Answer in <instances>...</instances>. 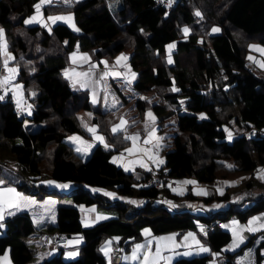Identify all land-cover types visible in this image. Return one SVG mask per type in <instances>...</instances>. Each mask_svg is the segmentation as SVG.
<instances>
[{
	"label": "trees",
	"instance_id": "16d2710c",
	"mask_svg": "<svg viewBox=\"0 0 264 264\" xmlns=\"http://www.w3.org/2000/svg\"><path fill=\"white\" fill-rule=\"evenodd\" d=\"M36 1L0 0V29L12 57L9 62L17 70L14 80L21 84L22 99L31 104L25 117L37 123L28 130L11 107L0 106V180L35 197L53 192L66 194L71 201L55 205L54 222L45 226L46 232L35 228L27 211L4 215L0 254L6 251L11 264H29L36 249L28 245L27 237L36 236L39 243H50L57 251L30 264H107L99 248L106 238L111 242L109 249L120 248L121 257L140 240L143 228L153 234L195 231L200 223L211 224L204 241L211 251L219 252L230 233L213 224L214 219L244 221L264 209V196L256 191L263 182L252 172L264 165V136H258V130L264 128V78L244 64L248 43L264 45V0H175L165 14L154 0H52L42 5V15L71 16L79 28L77 33L62 22L48 29L38 23L25 24ZM212 25L219 27L217 33H208ZM184 28L190 30L187 35ZM235 32L239 33L236 37ZM170 40L175 45L170 52L172 62L166 63L165 45ZM117 52L125 54L135 73L132 89L137 93L153 90L158 96L150 102L135 98L140 111L149 107L158 125L181 106L188 111L177 115L179 130L172 135L170 147L162 149L163 163L155 170L161 181L192 178L208 184L214 178H241L240 182L221 193L207 185V194L202 196L193 194L188 186L180 192L176 186L153 187L148 184L147 171L138 165L126 171L109 160L110 153L104 150L99 162L67 157L54 162L56 145L64 135L88 134L78 123L77 112L82 109L91 111L89 121L109 147L121 150L129 144L122 130L110 129L113 120L108 109L93 105L87 90L71 85L62 74L73 53L76 57L85 53L97 67L99 59L110 61ZM228 89L235 92L230 95ZM223 125L234 132L230 142ZM44 179L71 186L65 193L57 192ZM237 187L242 188L239 201L248 200L243 206L229 202L235 193L230 190ZM107 191L142 201L134 204L105 195ZM158 198L176 207L156 201ZM193 200L228 205L200 213L188 209L187 203ZM75 204L104 206L115 214L83 226ZM56 232L65 236L63 245L51 240ZM42 233L47 235L45 239L40 237ZM75 234L81 238L78 255L65 259L62 250L67 238ZM262 235L253 246L252 264L264 259V231ZM120 257L117 263H110L108 252V263L128 264ZM170 264H235V260L233 256L213 260L207 253L176 257Z\"/></svg>",
	"mask_w": 264,
	"mask_h": 264
},
{
	"label": "rangeland",
	"instance_id": "374dc122",
	"mask_svg": "<svg viewBox=\"0 0 264 264\" xmlns=\"http://www.w3.org/2000/svg\"><path fill=\"white\" fill-rule=\"evenodd\" d=\"M62 1H66V0H62ZM39 2H40V0H37L34 3L33 7L35 8V5ZM33 10L35 12V9H33ZM32 15H33V13H32ZM44 16H45V19H47L48 16H54V15H53V13H51V14L48 13V14H45ZM59 16H61V15H59ZM40 21H42V20H40ZM57 22L65 23L70 28V30H72L73 32H76V33L79 32V31L75 30V29H79V28L76 26L73 19L71 22H67V21H63V20H60ZM40 23H42V22H40ZM51 24H48V27L44 26V28L48 29ZM72 24L75 25V29L72 27ZM213 28L219 29V27L217 25H212V26H210L208 33L212 34V33L218 32V31L213 32L212 31ZM236 34H239V33L235 32L234 36ZM169 45H175V40H170L165 45L164 59H165L166 63H169L168 62L169 57L171 58L170 52H171L172 48L169 49L168 48ZM251 45H256V46H259V48H264V45H262L260 43H256V42L248 43L246 46L247 53L245 56L244 64L255 75H257L261 78H264V67H261L260 64L257 63V62H264V53L251 48L250 47ZM7 53L10 55V53L8 51H7ZM122 55L125 56L124 53L117 52L112 56V59L110 61H106L103 58L99 59L100 65L98 67H94L93 63L91 61H88V60L83 61L82 65H79L76 68H77L78 73H89V75L87 77H83V76L70 77L71 73H69V75L66 77L68 78L71 85L77 86L80 88H85L87 90L89 100L93 105L96 104L97 107H99L101 109H108L107 112H108L109 116L111 117V119L113 120V123L110 125V129H113L114 126L119 125L121 123V121L123 120L126 122V124H125L124 128L122 129V131H123L122 135H124L125 137L126 136L131 137V136H134L136 134H139L138 138L135 141L129 139L137 147V149H138L137 152H134V150L131 153L126 151V149L131 148V146H130L131 142H129L130 144H128L127 146H125V148H123L121 150H117V149L111 150V148L104 141L101 142L100 140H96L93 137L90 138L89 133L84 136V135L77 133V132H70V133H67L66 135H64V137H62L60 142L56 145L55 157H54L55 163L57 162V160L60 157H67V158L73 159L75 161L87 162V161L95 160V161L99 162L100 152L104 150V151H108L109 153H112V154H110V158H112L113 156H116L115 161L124 170H126V169L129 170V167L125 166V164L122 163V161L125 158H131L134 156H138L139 160H138V162H134L133 166L138 165V166H140V168H143L145 171H147L149 173L148 179L152 176V174L157 173L155 170L158 169L160 166L159 161L162 160V149L163 148L167 149L170 147L172 135L176 131L179 130L177 115H180L181 113H188V111L181 106L177 111H175L174 113H172L171 115L166 117L161 125H158V123H156L154 120H150L148 118L147 114L149 112L152 113L151 109L149 107H146L144 110L140 111L134 103L135 98H138V97L144 98L150 102L151 100L154 101V100L158 99V96H156V94L153 90H150L149 92H146V93H139V92L137 93L132 89L131 82L133 80V77H130L128 72L122 71L120 69L121 66L126 64V60H121V62L119 64L114 62V61H116L115 60L116 58L121 57ZM250 56L253 57L254 59H249ZM5 60L8 61L7 67H5V65H4ZM9 61H10V59L8 58V55H5L3 51H0V63H1V72H0L1 74L0 75H1L3 80H4V77L9 75L8 68H15L16 69V67L13 64H11ZM171 61H172V59H171ZM104 62H107V64H105ZM95 71H96L98 78L101 79L98 82H97L96 76H94ZM105 72H108L109 75L104 76L103 74ZM114 73H119L120 75L117 76V75H114ZM15 74H16V72L14 74H12V79L8 83H9V86L12 90L13 97L16 100L21 101L22 97H23L22 96V88H21L20 82L14 80ZM80 82H86L87 87H81ZM234 92H235L234 89H228L227 90V93L230 95L233 94ZM94 100H95V103L93 102ZM1 108H0V110H1ZM90 115H92L91 111L86 110V109H84V110L82 109V110H79L77 112L78 123H80V125L83 128L85 127V125H87V127L84 128V130L86 129V131L88 130V126H92V124L89 121ZM152 116H153V114H152ZM22 123H23L24 127H26V129H28V130L34 129L37 126V123L31 122L27 117L23 118ZM223 129L225 132L226 141L230 142L232 138L229 139L228 136H229V133H231V135L233 137V135H234L233 130L231 129V127L229 125H223ZM149 133H152V135L150 136ZM94 134L96 137L97 136L100 137V135L97 132H95ZM70 137H79L80 139L79 140H71V139H69ZM146 140L149 142L145 143ZM84 142H86V143H84ZM88 145H91V147H88ZM105 145H107V147ZM77 148H80L81 151L78 152ZM141 149H146L148 151L147 152L140 151ZM122 151H124V155H121ZM142 160H146V162H143ZM151 161H153V162H151ZM226 163H227V161H226ZM133 166H131V169L133 168ZM261 169H264V165L256 166L255 174L263 182V183H261L260 186H258L256 191L261 192L262 196H264V178H261V174H260ZM199 173L205 174L203 171H200ZM239 180H241V178L240 179H234V180L214 178L210 183L206 184L204 182H198L195 179L188 178L185 180V182L186 181H193L194 183L184 184V182H182L181 180H176L175 185L177 188L176 192L178 189H181L183 186H185V187L188 186L193 194H199V195L203 196L205 194H202L201 190H203V192L206 193L208 190L207 185L211 186L216 193H221L226 187H228V186L231 187L232 184L235 185L238 182H240ZM46 181H47V179L46 180L44 179V181H43V183L45 185H46ZM222 182L225 183V185H223ZM195 184L198 185L197 188H195ZM177 185H178V187H177ZM47 187H49V186H47ZM50 187L54 188V186H50ZM0 188H5V187H0ZM15 190H16V188H15ZM241 190H242L241 187H239V188L237 187L234 190H230V192H235V193L231 194L229 202H239L240 206H243L248 200L244 199V201L243 200L239 201L240 200L239 198H241V195H240ZM16 192L20 193L22 195V197L26 198L24 201H21V206L19 209H27L28 212L30 213L32 219L35 218L36 213L39 210L46 211V210L50 209V207H52L55 203L57 205L58 204L59 205H67L71 201L70 197L67 196L66 194H64V195L59 194L58 195L57 193L49 192V193H43L44 196H43V198H41V197H35L34 195L30 194L29 192H23L21 190H16ZM57 192H60V191H57ZM106 193H111V192L107 191ZM115 198L129 200L130 202H132V201L138 202V203H134V204H139L142 201V199H140V198H135V197L130 198V197H126V196L120 197L119 195H116ZM244 198H247V197H244ZM30 201H35V203H30ZM156 201H162V202H164V204L166 206L172 205L166 199L158 198V199H156ZM48 202H52V203H48ZM217 205H219V207H216ZM227 205H228V203L226 204V203H220V202H215V201H212L210 203H203L202 200H196V201L193 200V201H189L187 203L188 209L190 211H193V212H198L199 211L198 209H200V211H203V212L215 211L218 209H224L225 207H227ZM205 206H209V208H205ZM86 207L89 209H81L80 210V222L83 226H85L86 224L90 225V224H92V221H96V218L92 217L95 214H98V213L103 214L106 217L115 214V211L110 210L108 208H105L104 206L88 205ZM83 208H85V207H83ZM93 208L95 209V211H90ZM19 209L16 208L14 211L19 210ZM9 212H13V210H11ZM259 212H262V214H264V209L259 211ZM259 212H256V213L248 216L247 218H250ZM263 231L264 230L261 229L257 232L256 231L255 232H247V233H249L248 237H251L252 241L247 242L246 246H244L245 249H243V247L240 248V253L238 252L239 254L232 252L233 254H231V256H233V258L235 260V264H252L253 263V256H252L253 246L259 240H261V238L263 237V235H262ZM77 239H79V242H80L81 238H80L79 234H75V235H72L71 237L67 238V245L62 250L61 256L63 258L72 259L78 255V250L76 248L78 243H69L70 241H75ZM27 241H28L29 246L36 249L34 255L31 257L30 261L28 262L29 264L33 263V262H37L39 260L38 258L40 257V254L49 256V255H52V253H55L57 251V248L52 246L50 243H39L37 241L36 236L27 237ZM106 242H108V238H106L100 244L99 248L101 249L102 247H105ZM72 250L76 251L75 252L76 255H73V256L69 255L68 256V254H69L68 251L71 252ZM237 251H239V250H237ZM263 252H264V249H263ZM130 253H132L131 250H130ZM102 254L106 258L107 264H109L108 263V255H105L104 252H102ZM191 256H193V255H191ZM2 257L5 258V260L0 259L1 262H9L7 254H3L0 258H2ZM183 257H189V256H183ZM130 263L133 264V262H130ZM261 264H264V259L262 260Z\"/></svg>",
	"mask_w": 264,
	"mask_h": 264
},
{
	"label": "crops",
	"instance_id": "0c3cea01",
	"mask_svg": "<svg viewBox=\"0 0 264 264\" xmlns=\"http://www.w3.org/2000/svg\"><path fill=\"white\" fill-rule=\"evenodd\" d=\"M52 1V0H51ZM42 8V7H41ZM33 9H35V8H33ZM32 13H33V15H32ZM32 13L29 15V16H27V17H25V19L23 20V21H25L26 19H29V18H31L32 16H34V15H36V9H35V12H34V10L32 11ZM40 13H41V20L42 21H39V22H34V23H38V24H40V25H42V26H44V23H47V24H51V21H48L47 19H45V16L44 15H42V11H41V9H40ZM49 14H51V13H49ZM54 16H59V15H61V16H69L68 14H64V13H62V14H60V13H57V14H53ZM40 22H42V23H40ZM85 55V53H81L78 57H76V62L74 63L73 62V59L68 63V65L63 69V71H62V74L64 75V77H66L65 76V71L67 70V72L68 73H71V75H70V77H75V76H77V75H75V73H78L77 72V66H79V65H82V63H83V61L84 60H81L80 59V57H82V56H84ZM88 57V56H87ZM116 61H114L115 63H117V58L115 59ZM88 61H90L89 60V58H88ZM93 66H94V64H93ZM94 67H96V66H94ZM98 67V66H97ZM120 69L122 70V71H126V72H128L129 73V76L130 77H132V73H134L132 70H130L129 69V67H128V65H127V63L125 64V65H123V66H121L120 67ZM94 76H96V79H97V82L99 81V80H101L100 78H98V76H97V74H96V71L94 72ZM0 78L2 79V77H1V75H0ZM67 78V77H66ZM68 79V78H67ZM3 80V79H2ZM154 117V116H153ZM95 128V126L92 124V126H88V128ZM112 130V129H111ZM88 131V130H87ZM88 133H89V135H90V138L91 137H93V138H95L96 136H95V134L94 133H92V132H90V131H88ZM85 136V135H84ZM124 136V135H123ZM127 137V136H126ZM96 139V138H95ZM96 140H98V139H96ZM131 142V141H130ZM130 144V143H129ZM130 146H131V148H133L134 147V144L131 142V144H130ZM111 148V147H110ZM111 150H113L112 148H111ZM137 147L135 146V148H134V152H137ZM102 152V151H101ZM100 152V153H101ZM110 154H112V153H110ZM121 155H124V151H122V153H121ZM112 156V155H111ZM116 156H113L112 158H110V155H109V160H111V161H113L114 163H116V164H118L115 160H114V158H115ZM125 158V157H124ZM73 160V159H72ZM138 160H139V158H138V156H134V157H131V158H125L123 161H122V163H124L125 164V166H128L129 167V170L131 169V166H133V164H134V162H138ZM75 161V160H74ZM143 162H146V160H142ZM151 162H153V161H151ZM119 165V164H118ZM179 180H181L182 182H184V184H186L185 183V181H184V179H179ZM50 180H47L46 181V185L47 186H54V189H56L57 191H61V192H63V193H65L68 189H69V187L71 186L70 185V183L69 182H62V183H56V182H54V181H52V182H54V183H52V184H49V183H47V182H49ZM64 184H67V185H69V187L68 188H61V187H59V185H64ZM222 184L223 185H225V183H223L222 182ZM0 187H5V188H14L15 189V186L14 185H12V184H0ZM177 187H178V185H177ZM198 187V185L197 184H195V188H197ZM51 189H53L52 187H50ZM176 188V187H175ZM184 188H185V186H183L181 189H178L179 191H181V190H184ZM177 189V188H176ZM16 190H18V189H16ZM178 190H177V192H178ZM47 193H49V192H47ZM43 196H44V194L42 195V197L41 198H43ZM56 204V203H55ZM55 204L52 206V207H50V209H48V210H46V211H43V210H39L37 213H36V216H35V218L34 219H32V217H31V215H30V213L28 212V210L27 209H19V210H24V211H27L28 212V214L30 215V218H31V220H32V222H33V224H34V226H35V228H37L38 230H40V231H42V232H46V227L45 226H47V224H49V225H51L53 222H54V208H55ZM75 206L79 209V210H81V209H89V208H87L86 206H82V205H80V204H75ZM83 207H85V208H83ZM205 208H209V206H205ZM16 208L15 207H13V208H8L7 207V205H5V210H4V215H6V214H8L9 213V211H11V210H15ZM199 211L198 212H203V211H200V209H198ZM17 211V210H16ZM99 214V213H98ZM96 216H97V214H95L94 216H92L93 218H96ZM253 217H259L260 219L257 221V223L255 224V225H253L254 227H257L258 228V230L257 231H259V230H261V229H263L264 230V228H260L259 227V225L260 224H264V214H262V212H259V213H257L256 215H253L252 217H250V218H246L244 221H238L237 219H235V218H232V217H230L229 219H225L224 221H222V226H220V227H222L223 229H226V230H228V232L230 233V239H229V241L226 243V245H224L221 249H220V251L219 252H217V251H211L210 249H209V247H208V245L205 243V241H204V236L203 235H200L199 233H198V231L197 230H195V231H180V233L178 234V233H176V231H168V232H164V233H159V234H153V233H151L150 231H149V235H145V229H147V228H143L142 230H141V235H142V237L140 238V240H138V241H134L132 244H131V246H129L128 248H127V250L126 251H123L122 252V255H121V257H120V261L122 262V263H130V262H133V264H141V261L143 260V255H144V252L145 251H148L149 249L151 250V252H152V254H154L155 253V250H156V246H157V239L156 238H160V237H168V236H175V247H173L172 246V242H165V241H160V244H161V248H162V251H161V255L163 256V257H165V259H161V260H159L158 261V264H170V262L174 259V258H176V257H183V256H191V255H201V254H207V253H209V256H210V259H217V257H223V258H225V257H228V256H231V254H233V253H236V254H239L240 253V248H242L243 247V249H245V247L244 246H246V244H247V242L249 241V242H251L252 241V238L251 237H248V235H249V233H247V232H249V231H247V230H244L243 232H241L240 233V235H242L243 237H244V239H243V242L242 243H240L239 244V246L238 247H235V248H230V245H232V243H233V239H234V237H233V221H236V222H238V225L239 226H246V225H248V222H249V220H251ZM37 221H39V223L37 222ZM200 225V224H199ZM198 225V226H199ZM198 226H197V228H198ZM1 228L2 227H0V231H1ZM148 230V229H147ZM256 231V232H257ZM188 233H193L194 234V236H195V239L196 240H198L199 241V244H196V243H194L193 242V240H192V238H189L187 241H185V239H184V237L185 236H187V234ZM111 239H113L114 241L116 240V238L115 237H112ZM149 241H151V244H149ZM165 243H167V247H165L164 245H165ZM137 244H142V245H145L146 247L144 248V249H141L138 253H137V256H138V259H135V260H133V259H131V256H132V253H133V250L135 249V246L137 245ZM109 246L110 245H108V248H109ZM204 247V248H207L208 249V251L207 252H201V251H199V249H200V247ZM242 249V250H243ZM130 250L132 251V253H130ZM237 250H239V251H237ZM71 252H76V251H71ZM70 251H68V253H71ZM233 252V253H232ZM239 252V253H238ZM185 253H189V254H187V255H185ZM3 254H7V252L6 251H4L2 254H0V257L3 255ZM67 254V253H66ZM65 254V255H66ZM41 255H43V254H40V257L39 258H42L43 256H41ZM67 256V255H66ZM69 256V255H68ZM8 257V256H7ZM3 258V257H2ZM38 258V259H39ZM2 260H5V258H3ZM132 260V261H131ZM8 261H9V259H8ZM0 263H2V264H11V262L9 261V262H1L0 261Z\"/></svg>",
	"mask_w": 264,
	"mask_h": 264
},
{
	"label": "snow or ice",
	"instance_id": "6c2138e0",
	"mask_svg": "<svg viewBox=\"0 0 264 264\" xmlns=\"http://www.w3.org/2000/svg\"><path fill=\"white\" fill-rule=\"evenodd\" d=\"M45 3H51V0H40L39 3H37L35 5V9H36V15L32 16L31 18L29 19H26L24 21L25 24H32L34 22H39L41 20V13H40V9L42 7L43 4ZM171 3V0H169V4ZM197 16L200 15L199 12L196 13ZM47 20L48 21H51L52 24H55L57 21H60V20H63V21H67V22H71L72 21V17L71 16H48L47 17ZM44 26L45 27H48V24L47 23H44ZM72 27L75 29V25L72 24ZM76 31H79V29H75ZM189 29L188 28H184L183 29V32L185 35H187L189 33ZM213 32H217L219 31L218 28H213L212 30ZM174 45H169L168 48L171 49L173 48ZM251 48L257 50V51H260L262 53H264V48H259V46H256V45H251L250 46ZM0 51H3L5 55H8V58L11 59L12 57L7 53V43L6 41L4 40V30L3 29H0ZM81 60H84V61H87L88 60V57L87 55L85 54L84 56L80 57ZM127 57L125 56H121V57H118L117 58V64H119L121 62V60H126ZM249 59H254L253 57H249ZM73 62L75 63L76 62V54L73 53ZM169 63H171V58L169 57V60H168ZM7 63L8 61L5 60L4 61V65L5 67H7ZM105 64H107V62H104ZM260 64L261 67H264V62H257ZM17 70L15 68H8V72H9V75L4 77V80L2 83H7L9 82L11 79H12V74H14ZM91 71V70H90ZM69 73L67 72V70L65 71V76H68ZM75 75L77 76H83V77H87L89 75V73H75ZM104 76H107L109 75L108 72H105L103 74ZM114 75H120L119 73H114ZM132 77L134 78L135 77V73H132ZM80 86L81 87H87V83L86 82H80ZM175 91H178V89H174ZM0 99H3L2 96H0ZM95 103V100L93 101ZM148 118L150 120H154V117L152 116V113L149 112L148 114ZM126 122L125 121H121V123L119 125H116L113 127L112 131L113 132H118L120 130H122L125 126ZM85 127H87V125H85ZM88 131L92 132V133H95L96 132V129L93 127V128H88ZM149 135L151 136L152 133H149ZM139 134H136L134 136H131V137H125V139H131L133 141H135L137 138H138ZM96 139L100 140L101 142H103V137H95ZM229 139L232 138V135L231 133H229V136H228ZM69 139L71 140H79L80 138L79 137H70ZM149 141H145V143H148ZM86 143V142H84ZM107 147V145H105ZM88 147H91V145H88ZM135 148V144H134V147L133 148H130V149H126V151H128L129 153L133 152ZM77 151H81L80 148H77ZM140 151H145L147 152L148 150L146 149H141ZM151 158V157H150ZM116 158H114L115 160ZM159 163H163V161H159ZM229 167H232L231 165H229ZM127 170V169H126ZM260 174H261V178H264V169H261L260 170ZM4 181L3 180H0V184H3ZM49 184H52L54 182L52 181H49L47 182ZM185 183H194L193 181H186ZM59 187L61 188H68L69 185L67 184H64V185H59ZM202 194H207V193H204L203 190H201ZM105 195H108V196H115L114 193H105ZM26 198L22 197V195L20 193H17L16 190L14 188H0V221H2L4 219V210H5V205H7L8 208H17L19 209L20 206H21V201H24ZM30 203H35V201H30ZM48 203H52V202H48ZM132 203H138L136 201H132ZM170 203V202H169ZM26 206V205H25ZM172 207H176L175 205H171ZM216 207H219V205H217ZM90 211H95V209H91ZM13 213L9 212V215H11ZM108 217L104 216L103 214H97L96 216V220H103V219H107ZM260 218L259 217H253L251 220H249L248 222V225L246 226H239L238 225V222L236 221H233V243L232 245H230V248H235V247H238L240 243L243 242V239L244 237L242 235H240L241 232H243L244 230H247L249 232H255L258 230L257 227H254L253 225H255L257 223V221L259 220ZM39 223V221H37ZM96 221H92V223H95ZM3 225L0 224V227H2ZM87 226V224L85 225ZM260 228H264V224H260L259 225ZM145 235H149V230L145 229ZM189 238H192L193 242L196 243V244H199V241L195 239V236L193 233H188L187 236L184 237L185 241H187ZM157 239V246H156V250H155V253L152 254L151 250L149 249L148 251H145L144 252V255H143V260L141 261V264H158V261L161 260V259H165V257H163L161 255V251H162V248H161V244H160V241H165V242H172V246L175 247V236H168V237H160V238H156ZM69 243H79V239L75 240V241H70ZM110 241L109 242H106V246L105 247H102L100 249V251L104 252L105 255H108V252H109V248H108V245H110ZM149 244H151V241H149ZM165 247H167V243H165L164 245ZM146 246L145 245H142V244H137L135 246V249L133 250V253H132V256H131V259L135 260V259H138V256H137V253L141 250V249H144ZM199 251L201 252H207L208 249L207 248H204V247H200ZM189 253H185V255H187ZM68 255L70 256H73V255H76V253L74 252H71L69 253ZM0 259H3V258H0Z\"/></svg>",
	"mask_w": 264,
	"mask_h": 264
},
{
	"label": "built area",
	"instance_id": "2783aa9c",
	"mask_svg": "<svg viewBox=\"0 0 264 264\" xmlns=\"http://www.w3.org/2000/svg\"><path fill=\"white\" fill-rule=\"evenodd\" d=\"M175 0H171V3L169 4V0H154V3L163 9V14L167 13L168 10L174 5ZM3 80L0 78V96L3 97V99H0V106H9L11 107L12 111L16 115V117L23 119L30 111L31 104L25 100L22 99L21 101L16 100L12 95V90L9 86V83H2ZM263 135L264 136V128L258 130V136ZM252 172H256V167L252 169ZM148 184L153 187H167V188H174L176 185L175 179H168L166 181H161L159 176L157 174H152V176L147 180ZM213 224L217 226L222 225V221L219 219H214ZM211 227V224H200L198 226V233L200 235H205L208 231V229ZM176 233H180L179 230H176ZM46 234L42 233L41 238L45 239ZM51 240L56 245H63L66 242L65 236L62 233L56 232L51 235ZM120 248L119 247H113L109 250V261L110 263H117L119 261L120 257Z\"/></svg>",
	"mask_w": 264,
	"mask_h": 264
},
{
	"label": "clouds",
	"instance_id": "9594fccd",
	"mask_svg": "<svg viewBox=\"0 0 264 264\" xmlns=\"http://www.w3.org/2000/svg\"><path fill=\"white\" fill-rule=\"evenodd\" d=\"M201 224V223H200ZM222 226V225H221ZM220 227V226H219ZM197 230H198V228H197ZM204 236V235H203Z\"/></svg>",
	"mask_w": 264,
	"mask_h": 264
},
{
	"label": "water",
	"instance_id": "95a60500",
	"mask_svg": "<svg viewBox=\"0 0 264 264\" xmlns=\"http://www.w3.org/2000/svg\"><path fill=\"white\" fill-rule=\"evenodd\" d=\"M38 261H40V260H38Z\"/></svg>",
	"mask_w": 264,
	"mask_h": 264
}]
</instances>
